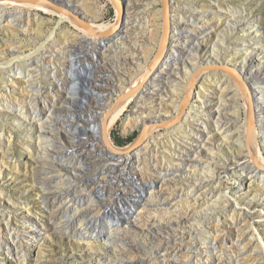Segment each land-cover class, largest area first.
Wrapping results in <instances>:
<instances>
[{
  "label": "rangeland",
  "instance_id": "rangeland-1",
  "mask_svg": "<svg viewBox=\"0 0 264 264\" xmlns=\"http://www.w3.org/2000/svg\"><path fill=\"white\" fill-rule=\"evenodd\" d=\"M118 1L116 0V2ZM130 1L134 12L130 17L128 28L122 31L123 34L121 29L118 30V33L121 32L119 37L122 41L115 39L117 33L110 34L106 36V39L110 40L106 44L101 42L90 45L82 44L78 39H75L79 34L76 27L68 22L59 26L57 16L42 12L39 17L32 16L31 18L35 24L31 26V29H37V35H40L39 38H34L30 35V27H27L25 23V16L18 19L8 12L3 13L0 16V74L1 70L5 71L6 63L11 62L17 56L24 58L34 52L35 54L30 58L40 60L41 70L38 79L30 80V83L24 81L25 85L2 80L0 81V90L12 99V103L17 101L23 103L28 96V90L36 86L35 84L39 83L38 85L46 90L45 87L48 86V83L46 84L47 80H44V77L45 75L50 76L53 67L57 68L64 86L71 89L70 76H68L70 75L71 58L67 57L66 60H62L60 50L53 48V45H49V47H53L47 49L45 54L43 53L45 51L38 52L48 36L54 31L59 36L56 39L60 48L64 46L62 44L63 37H68L69 46L65 50L71 55H76L72 57L73 59L81 58L83 62L85 59L92 62L93 57L90 53L96 55L93 60V70H89V68L86 72L80 70L79 77L85 78L87 73L91 72L95 79V82L93 79L92 82L100 85L98 89L106 88L114 91L121 76H125V72L130 70L125 64V58L128 57L131 61L135 60L136 62L133 63L137 65L138 60L136 59H139L140 62H143L141 66L143 65L144 69L152 66L151 64L159 51L156 45L160 44L161 39L165 37L161 27L165 23L168 7H173L174 4L179 6V12L174 13L171 9L168 14L170 21H173V16L181 13L189 20L196 22V24L193 21L188 25L183 24V27L187 26L189 29H183L180 37L184 42V46L179 49L182 52L180 63L188 61L196 67L207 71L215 70L218 73L220 70L215 69L216 67L229 70L235 66L240 68L241 62L237 65L228 64L230 57L224 56L226 52L234 50L240 43L237 40L241 37L251 40L250 35L256 27L264 33V24L260 25L255 22L257 25L253 23L252 25L255 26L252 29L248 25V19H259L264 15V0H216L218 4L215 1L212 2V5L219 6L220 12L223 14V17L217 21L211 20L214 12L209 8V2L206 0H176L175 3L170 4L166 0ZM119 3L124 6L125 12L128 0L119 1ZM72 6L74 13L87 19L89 23L95 22L111 26L117 23L118 11L110 0H74ZM234 8L245 11L236 14V18H234L235 15L231 12ZM200 15H203L202 21H199ZM72 17L76 20L73 15ZM205 17L206 20H204ZM36 18H40L39 21L43 22L44 26L41 24L42 26L38 27ZM13 21H16V24L12 23ZM167 22L169 21L167 20ZM198 22L200 25L197 24ZM212 23L216 26H213ZM211 26L213 29H210ZM236 33L241 37L235 35ZM215 35L218 38L212 37ZM199 44L202 45L201 48H199ZM214 46L215 51H213ZM170 49L174 52L172 48ZM252 49L253 53L243 65H247L246 72L250 73L245 83L249 89H259L256 98H259L257 105L261 108L258 109L257 114H254L256 120H254L253 126L260 132L264 131V124L260 125L261 118L259 117H264V99L262 98L264 95V49L255 47V45ZM80 52L85 53V58L79 54ZM197 56L198 59H196ZM31 62L32 60L29 61L30 65ZM25 66L26 63L21 64L23 69ZM131 67L132 75L127 77L135 78L137 67L135 65ZM175 68L171 70L168 68L167 74L163 75L164 79L161 80L159 88L162 89L163 98L166 96V89L171 86L170 81L175 74ZM10 69L4 72L6 77ZM87 77L90 79L92 75ZM176 80L180 81L175 86L177 95L182 96L188 82L184 79L176 78ZM43 84L45 85L43 86ZM228 84L219 75H211L205 82L204 88L207 92H213L208 97L211 100L209 103L211 107L214 106L213 101L218 100L219 93L224 92L222 95L228 101L219 104L222 109L221 112L219 111V121L222 128H225L232 136L231 140L223 141L220 133L215 131V140L212 142L215 144L214 156L207 155V160H195V162H189L188 158L181 162H175L166 155L171 141H178L183 148L188 150L187 152L193 151V148L198 144L185 145L182 140L175 139L174 134L177 135V129L168 133L166 128H162L155 133L154 138H150V141L147 139L143 143L140 147L142 148L139 152L140 155L132 159L135 162L133 165L135 170L132 172L136 177H134L135 181L129 176L123 175L126 173L123 172L124 164H118L119 166L117 165L113 170L107 168L104 165L107 161H102L100 150H96L92 144H88L78 147L79 149H73L74 153L72 154L67 153L71 149L59 150L57 157L66 162L78 163V166L71 164L68 170L64 171L71 177H75L74 181L60 186L56 179L57 176L47 175L52 169L59 171V167L47 165L48 159L40 158L41 153L36 151L33 152L35 157L27 155L26 147L22 142L26 135L31 134L32 131H27L18 125L13 112L4 109V104L2 106L0 103V230L2 231L0 240L4 243L5 248L15 255H1L3 252L0 248V264H264V256L261 259L257 249L248 250L256 245L264 247V188H261L256 179L254 182L246 183L243 189H240L241 185L235 172L242 165L246 163L254 165L255 162L243 155L240 160L233 159L239 154L238 150H235L237 148L236 140L238 138V141H242L244 136L243 127L240 128V125L242 126L245 121V112L242 109L240 116L235 117L232 108L234 105L231 102L233 95L231 87L233 86ZM80 85L82 87L84 83L82 82ZM80 92L84 93L82 89ZM92 92L96 93V96L99 94L98 91L91 90ZM153 96L150 97L153 101L146 103L151 108L152 117L155 116L157 110L156 103H159V100H154ZM172 102L177 104L178 99H173ZM240 103H244L242 99ZM164 104L167 103L164 102ZM134 108L135 102L129 106L112 130V141L117 148L130 147L140 135L143 126L147 125V123L141 122V117H151H147V114L139 115ZM42 114L46 115L45 112ZM174 115L175 111L169 113L167 117ZM195 116L193 114V117ZM53 119L63 121L62 128H69L70 124L64 119H59L58 116H53ZM67 120L70 121L69 118ZM202 120L205 119L202 118ZM190 121V128L196 130L194 128L196 123L192 119ZM79 126L80 131L85 128L82 121ZM202 128L198 130L204 134L206 131ZM46 132L44 133L48 134L49 130L47 129ZM63 132L65 134V131ZM1 134L6 140L1 138ZM262 136L264 137V135ZM9 138L12 139V143L4 149L2 141L8 142ZM132 139L134 141L125 146L117 145V142L127 143ZM54 143L60 145L59 140L53 141L52 144L54 145ZM52 151L58 153V150ZM202 151L206 153L207 149L203 148ZM261 152L262 160H264V143L261 144ZM186 154L184 153V155ZM112 159L113 161L110 162L115 163L116 159ZM79 164H82L80 167L82 173L76 175L74 170L79 169ZM170 165H173V168H170ZM128 166L129 164L126 169ZM168 169L173 171L168 173ZM126 175L128 174L126 173ZM162 179H165L167 183L163 190L160 189ZM95 183L97 187L94 185ZM99 188H102L103 192ZM88 189L92 190L94 197L90 200L87 199V193H85ZM159 189L160 191H158ZM102 194L106 197V201L108 200L107 203L113 201L118 207L123 206L121 216L117 219L120 222L113 224L120 231L113 230V233H110L112 231L110 228L105 229L102 225H96L97 218L102 220L105 218L104 221H107V218L102 215L109 217L111 214L109 207L107 208V205L101 202ZM237 203L238 205H236ZM232 204L238 210L231 208ZM40 209L46 214H40ZM49 209H53L54 213H50ZM250 213L253 215L250 216ZM35 214L40 215L41 221L50 222V219L53 220L50 222L53 231L39 242L37 248H33L32 246L35 245L28 242L30 235L22 225L26 215H28V219L36 220ZM233 216H235L234 220H232ZM8 220L11 227L16 229L11 237L6 231L5 224ZM240 220L249 223L242 226L243 221ZM254 221L255 230L258 231L254 234L258 240L255 244L251 243L253 245L251 246L248 241L251 228L248 225L252 227L251 222ZM231 222H238V229L229 224ZM122 224H124L123 227ZM91 234L94 237L91 238ZM97 234L99 235L97 236ZM231 236L238 238L232 240ZM13 239H16L18 243L13 245ZM244 242L247 245L249 243L250 247L247 246L243 249ZM103 243L107 246H104ZM100 246L104 249H101Z\"/></svg>",
  "mask_w": 264,
  "mask_h": 264
},
{
  "label": "bare ground",
  "instance_id": "bare-ground-1",
  "mask_svg": "<svg viewBox=\"0 0 264 264\" xmlns=\"http://www.w3.org/2000/svg\"><path fill=\"white\" fill-rule=\"evenodd\" d=\"M110 1L114 3L118 11L117 23L111 26V25L97 24L95 22H91L89 23V28H90L89 33L86 32L79 25L78 22L79 19L77 18L76 20L73 19L72 14L57 12L45 4H36V3L23 2L17 0H0V16L6 12L10 13L11 16H16V18L18 17V19L19 17L23 18L25 16L24 17V19H26L25 23L27 27H30L29 29V31H31L30 35L33 36L34 38L36 37L39 38L40 35L39 34L37 35L36 33L37 29H31V26L34 24L31 18L32 16L39 17L41 12L50 14L52 16H57L59 18V23H58L59 26L62 25L63 23L68 22L72 26L76 27L79 30V34L76 35L78 38L75 39H78V41H80L82 44L90 45L92 43H97V42L106 44L107 41H110L109 39H106V36L107 35L109 36L110 34L112 35L117 33L115 39L117 41H122L119 35L124 29L128 28L127 25L129 24L130 17L134 12L130 0H128V4L125 8V12H124V6H122L119 3V1L118 2H116V0H110ZM206 1L209 2V8H211V10H213L214 12L211 20L217 21L218 19L222 18L223 14L220 12L219 6L214 7L212 5V2H215L216 0H206ZM166 2L170 4L172 2L175 3L176 0H166ZM215 3L218 4V1H216ZM178 8L179 6L177 4H174L173 7H168V10L166 8L167 10L166 20L161 28L164 30L166 26L167 32L164 33L165 37L161 39L160 44H157L158 46L156 45V48L159 50L157 53L158 57L154 58L153 64H151L152 66L148 67L147 69H144L143 65L141 66L143 62H140L139 59H136L138 60L137 62L138 65H137L133 63L135 60L131 61V59H128V57L125 58V64L130 70L127 69L128 71L125 72V76L123 77L121 76V79L118 81L117 85L116 86L114 85L115 86L114 91H110L106 88L98 89L100 85H98V83H93L95 82V79L93 73L91 72H88L85 78L79 77L78 73L80 72V70H85V72L88 68L89 70H93V66H94L93 60L96 55L92 52L90 53V55H92L93 57L92 62H88L86 61V59L83 62L81 58L73 59L72 57L76 55H71L67 52V50H65L68 48L67 46H69L68 37L67 36L63 37L62 44L64 46L60 48L59 47L60 44H58L59 42L56 39V37L58 36L57 32L54 31L51 33L50 36H48L45 44L42 45V48H40L38 52L41 53L45 51L43 52L45 54L47 53V49H51L54 46L53 48H57L58 50H60L59 52L62 57V60H66L67 57L68 59L71 58L70 59L71 66L69 71L70 75H68L70 76V84L72 85L71 89H67L64 86L63 80L60 78L57 68L53 67L52 70L50 71V76L45 75L44 77V80H47L46 84L48 83V86L45 87L46 90L43 89L44 87H40V85H38L39 83L35 84L36 86L34 87L31 86L32 88H30L31 90H28V96L26 95L27 98H25L23 103L19 101H17L16 103H12V99L7 97L5 93H3L0 90V103L2 104V106L4 104V109L6 108L13 112L18 125L24 127L25 129H27V131L29 130L32 131L31 134L26 135L25 140L22 142L23 145L26 147L27 155L29 157H35L33 152L36 151L37 153H41V155L39 156L40 158L48 159L49 162H47V165H49L50 167L58 166L59 171H54L51 168L52 171H49L47 175L57 176L58 178L56 179H58L60 186H64L74 181L75 177H71L68 173L64 171H67L71 164L72 165L76 164L78 166V163L66 162L63 161V159L57 157L56 155L59 154V150L66 151L71 149V151L69 150L67 151V153L72 154L74 153L73 149L78 148L80 146L84 147L87 146L88 144H92L93 148H96V150L98 149L100 150L102 161L104 160L107 161L105 162V164L103 163L104 165H106L107 168L113 170L116 169L118 164L119 165L124 164L125 169L123 172H126L128 175H126V173L125 174L123 173V175L129 176L130 179L135 181L134 179L135 176L132 174L133 170H135L133 169V165H135V162L132 159L140 155L139 152L142 149L140 147L143 144L138 147L130 146L124 149L117 148L112 141V137H111L112 130L114 129L118 121L121 119V117L124 115V113L127 111L129 106L133 102H135L134 109L136 110L135 111L136 113L138 112L139 115L142 116L143 114H147V117H150L152 111L151 108L148 107V105H146V103L148 101L151 102L153 101L150 98L152 95L154 96L157 95V97L153 96V98L154 100H159V103H156L157 110L155 111V116L154 117L151 116L150 118L141 117V122L143 124L147 123V125H145L146 126L145 131L148 134V139H149L148 141H150V138H154L155 133L157 131H160L162 128H166L168 133H171L173 130L177 129V135L174 134L175 139L179 141L182 140V142L185 145H188L190 143H196L198 145L193 148V151L187 152L188 150L186 148H183L182 145L178 143V141L170 140L171 141L170 148L167 149L166 155L170 157L172 160H174L175 162H181L182 160L184 159L186 160L188 158L189 162H195V160L196 161L202 159L207 160L208 159L206 157L207 155L214 156L215 144H213L212 142L215 140V131H218L220 133L219 135L223 138V141L224 140L229 141L231 140L232 137L229 134V132L226 131L225 128H222V124L219 121V117H220L219 111L221 112L222 110L219 107V104L220 102H222L223 104L224 102L228 101L222 95L224 94V92L219 93L218 100L216 99V101H213L214 106L211 107L209 106L211 100H209L208 97L213 92L211 93L207 92L206 89L204 88L205 82L208 80V78L211 75H219L220 78L224 79L227 83L233 86L231 87L233 88L232 90L233 95L231 96L232 97L231 102L234 105L232 106V108L234 110L235 117L240 116V114L242 113V109L245 112V121L242 123V126L240 125V128L243 127L244 136L242 138V141H238V138L236 140L237 148L235 150H238L239 154L235 156L233 159L240 160L242 159V155H243V157L249 158L250 161L255 162L254 165H250V163H246L242 165L238 171L235 172V174L238 176L237 178L239 179L241 185L240 189L242 190L246 183L252 181L254 182V180L256 179L260 183L261 188H264V160H262V152H261V144L264 143V137L262 136L264 135V131L261 130L260 132H258L256 127L254 128L253 126L254 120H256L255 119L256 117L254 118V114L255 113L257 114L258 109L261 108V107L259 108L257 105V100L259 98H256V93L257 91H259V89L257 88L249 89L245 81L248 80L247 78L250 75V73L246 72L247 65H243L244 63L247 62V59H249L251 54L253 53L251 51L253 50L252 49L253 45H255V47H261L262 49H264V33L263 31L259 30V28L256 27L250 35L251 40L241 37V35L238 33L235 34V35H240L241 38L238 39L236 37V39H238L237 41H239L240 43L234 50L227 51L224 56H228V58L230 57L229 58L230 62L228 63L230 65L233 64L237 65L239 62H241L242 65L240 68L238 66H235L233 69L229 70L225 68L223 69L221 67L220 68L216 67L215 69L220 70L219 73L215 70L207 71L201 67H196V65H193L191 62L188 61H184V63H180L181 60L180 58H182V52L179 49L180 47L184 46L183 44L184 42L181 41L180 37L181 34L183 33V29L185 28L189 29L187 26L183 27V24L188 25L189 23L191 24L194 21L192 20L193 21L192 22L191 20H189L188 17H185L181 13L177 16H173V21H170V17L168 16V14L171 12V9L174 11V13H178L179 12ZM241 11H245V10L237 9V8L231 10V12L234 13L235 15L234 18H236V14H239ZM202 17L203 15H200L199 21L203 20ZM36 19H37L38 27L44 24L43 22L40 23L39 21L40 18H36ZM206 19L207 18L205 17L204 20ZM167 20L169 22H167ZM15 22L16 21H13L12 23ZM255 22H257L260 25L264 24V15H262L259 19H248V23H249L248 25L249 27H251V29L254 28L255 25H257ZM194 23L196 24V22ZM253 23H255V25H252ZM197 24L200 25V22H198ZM201 25L202 28H204L203 24ZM212 25L216 26L214 23H212ZM213 26H211L210 29H213ZM119 29H121V32L118 33ZM123 33L124 32H122V34ZM243 35H245V33H243ZM212 37L218 38L217 35ZM121 43L123 44V42ZM49 45H53V46L49 47ZM201 47L202 45L199 44V48ZM170 48H172L174 52L171 51ZM213 51H215V46ZM34 54L35 52L32 53L30 56L27 57L25 56L24 58L22 56H17L14 60H11V62L6 63L7 64L6 66L11 69L8 71L7 77L5 76L4 72L9 68L6 67L7 69L5 68V71L1 70L2 73L0 74L1 75L0 81L9 80L10 83H22L25 85V82L30 83V80L38 79L39 72L41 70L40 60L38 58L31 59L30 57L33 56ZM79 54H81L82 57L85 58V53L80 52ZM196 59H198V56L196 57ZM31 60H32L31 62L32 64L30 65L29 61ZM34 60H36V62H34ZM261 60L263 59L261 58ZM23 63H26L24 69L21 67V64ZM132 65L133 66L135 65V67H137V74L135 78L127 77L129 75H132L131 74V70H133L131 67ZM4 67H5V63H4ZM174 67H176L174 70L175 74L172 77V80L170 81V85H171L170 88H167L165 91L166 94L165 96L166 99H165L162 96L163 93L162 89L161 90L159 89L160 83L161 80L164 79L163 75L167 74L168 68H170L169 70H171ZM88 75H92V78L89 79V77H87ZM176 78L184 79L188 82V85L184 87L185 89L183 91L182 96L177 95L175 86L180 81H177ZM82 82L84 83V85L81 87L80 84ZM128 83H130V85H128ZM44 85L45 84H43V86ZM119 88L121 89L119 90ZM81 89L83 90L84 93L80 92ZM91 90L98 91L99 92L98 96H96L97 95L96 93L93 92L91 93ZM128 96H130V98L127 101L123 102L122 101L123 98ZM262 98L264 99V95L262 96ZM173 99H178V103L177 104L175 102L173 103L172 102ZM241 99L244 102L243 104L240 103ZM164 102H166L167 104H164ZM139 105H141V107H139ZM173 111H175V115L172 117H167L168 114L172 113ZM43 112H45L46 115L43 116L42 114ZM193 114H195L196 116L193 117ZM53 116H58L59 119H64L67 123L70 124L69 128L68 129L62 128L61 125H63V121L53 119ZM259 117L261 118L260 125H263L264 117L261 116ZM68 118L70 121L67 120ZM202 118H204L205 120H202ZM190 119H192V121L196 123L194 127L196 128V130L190 128L189 126L191 122ZM80 120L82 121V123H84V127H85L84 129H82V131L79 130L80 128L79 124L81 123ZM201 127H203L202 129L206 131V132L204 131L205 132L204 134L203 132L201 133L198 130L201 129ZM252 127H253V131H252ZM47 129L49 130V133L45 134L44 132H46ZM63 131H65V134ZM2 137L3 139H5L4 136L1 134V138ZM9 139L10 140L8 142L2 141L4 144V149L8 148V146L11 145L12 139L11 138ZM57 140H59L60 145H55V143L53 145L52 144L53 141L55 142ZM203 148L207 149L206 153H203L202 151ZM52 150H58V153H54ZM184 153H187L188 156L187 154L184 155ZM112 158L116 159L115 163L110 162L113 161ZM128 164L129 166L126 169V166ZM81 165L82 164H79V169L74 170L76 172V175L82 173L80 170ZM178 165L180 166V163H178ZM172 166L170 165V168ZM171 171L173 170L172 169L167 170L168 173ZM219 182L221 184V180ZM94 185H96V183ZM166 185L167 183L165 182V179H162L160 182V187H161L160 189L163 190L164 186ZM99 189H101V192H103L102 188ZM160 189L158 191H160ZM85 193H87V199L90 200L91 198H94L92 196L91 189L86 190ZM101 199H102L101 202L106 204L107 208L109 207L108 209L110 210L111 214L109 215V217L105 216L104 214L102 215L103 217L107 218V221H104L105 218L103 220L101 218H97L96 225L99 226L102 225L103 228L105 229H107V227L110 228V230H112L110 233H113V230L120 231V229L115 228L113 224L120 222V220L117 219H119V216H121L120 214H121V209H123V206L121 205L118 207L117 204L113 201L107 203L108 200L106 201V197L103 196V194L101 195ZM236 205H238V203ZM231 208H234L235 210L237 209L233 206V204L231 205ZM49 212L54 213L53 209H49ZM99 213H101V211ZM40 214L45 215L46 213L45 211H42V209H40ZM35 215H36L35 216L36 220L35 219L30 220L27 218L28 215H26V218L23 219L22 221L23 227L26 228L25 230L28 231L30 235L28 236V242H32L35 245L32 246L33 248H37L39 242L43 241V239L46 236L50 235L51 232L53 231V228L50 224V222L53 221L52 219L49 220L50 222L41 221L40 215L39 214H35ZM249 215L252 216L253 214L250 213ZM49 216L51 218L50 214ZM234 217L235 216L232 217V220H234ZM246 217L248 218V216ZM235 222H231L229 224L236 226V229H238L237 228L238 222L237 223ZM248 223H249L248 221L247 222L243 221L242 226L247 225ZM5 225H6V231H8V235L11 237L12 234L15 233L16 229H13L11 227L9 220ZM123 225L124 224H122V227ZM251 225L252 227L248 225L251 228L250 230L251 235L248 241H250V244L251 243L255 244V242L258 240L254 234L258 232L257 230H255V221L251 222ZM239 226H241L240 223ZM98 235L99 234H97V236ZM1 236H2V231L0 230V239ZM90 237L92 238L94 236L91 234ZM236 238L238 237L233 236L232 240ZM17 243H18L17 240L13 239V245ZM246 243L244 244L245 246L243 247V249L247 248V246L250 245L249 243L248 245ZM252 244L251 246H253ZM103 245L107 246L104 243ZM101 246L100 248L104 249ZM14 247L16 249V246ZM249 247L250 246H248V248ZM0 248L1 251L3 252V254L1 255L15 256L10 251H8L7 248H5V245L1 240H0ZM253 249L254 250L257 249L260 257H262L261 259H263L264 247L261 245L260 246L256 245L251 249L249 248L248 250L252 251Z\"/></svg>",
  "mask_w": 264,
  "mask_h": 264
},
{
  "label": "water",
  "instance_id": "water-1",
  "mask_svg": "<svg viewBox=\"0 0 264 264\" xmlns=\"http://www.w3.org/2000/svg\"><path fill=\"white\" fill-rule=\"evenodd\" d=\"M17 1H23V2H31V3H36V4H45L51 7L53 10L60 12V13H70L72 14L75 18L79 19V25L86 31L90 32L89 28V22L85 18H81L77 16L73 9H72V4L74 3V0H17ZM123 1V0H119ZM164 33L167 32V28L165 26L164 28ZM158 57V54L156 55V58ZM130 98V96L123 98V102L127 101ZM146 126L144 125L142 128V131L140 135L136 138V140L132 143L131 147H138L141 146L147 139H148V134L145 131Z\"/></svg>",
  "mask_w": 264,
  "mask_h": 264
},
{
  "label": "trees",
  "instance_id": "trees-1",
  "mask_svg": "<svg viewBox=\"0 0 264 264\" xmlns=\"http://www.w3.org/2000/svg\"><path fill=\"white\" fill-rule=\"evenodd\" d=\"M133 141H134V139L130 140V141L127 142V143H124V142H117V145H118V146H125L126 144H130V143L133 142Z\"/></svg>",
  "mask_w": 264,
  "mask_h": 264
}]
</instances>
